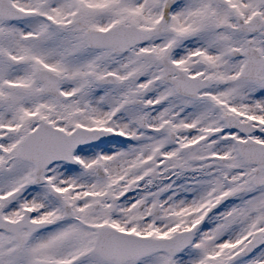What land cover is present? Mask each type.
Returning a JSON list of instances; mask_svg holds the SVG:
<instances>
[{"label": "snow or ice", "instance_id": "1", "mask_svg": "<svg viewBox=\"0 0 264 264\" xmlns=\"http://www.w3.org/2000/svg\"><path fill=\"white\" fill-rule=\"evenodd\" d=\"M0 264H264V0H0Z\"/></svg>", "mask_w": 264, "mask_h": 264}]
</instances>
